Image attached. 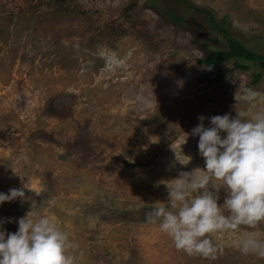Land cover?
Instances as JSON below:
<instances>
[{
	"label": "rangeland",
	"instance_id": "rangeland-1",
	"mask_svg": "<svg viewBox=\"0 0 264 264\" xmlns=\"http://www.w3.org/2000/svg\"><path fill=\"white\" fill-rule=\"evenodd\" d=\"M186 1L0 0V191L26 197L0 202L3 229L30 209L48 215L69 232L74 264H264L236 247L246 231L264 237V223L215 233L222 250L206 258L145 218L171 178L203 167L199 115L205 126L236 115L239 84L262 96L238 108L264 107L257 62L226 60L222 75L197 62L226 48L207 10L264 54V0Z\"/></svg>",
	"mask_w": 264,
	"mask_h": 264
},
{
	"label": "clouds",
	"instance_id": "clouds-1",
	"mask_svg": "<svg viewBox=\"0 0 264 264\" xmlns=\"http://www.w3.org/2000/svg\"><path fill=\"white\" fill-rule=\"evenodd\" d=\"M238 88L242 95L235 93L236 115H211L207 126L199 115L200 123L190 130L198 135L203 167L171 178L167 203L153 206L145 217L188 256L215 258L223 247L212 238L215 233L264 223V107L252 112L237 107L238 101L257 104L262 94L240 84ZM175 159L186 164L190 157L184 161L175 152ZM220 189L226 193L222 203L217 202ZM17 197L26 198L23 188L0 191V202ZM3 223L0 264H74L69 232L48 215L30 209L16 218L14 232L3 229ZM236 247L244 255L264 258V237L255 231L244 232Z\"/></svg>",
	"mask_w": 264,
	"mask_h": 264
},
{
	"label": "trees",
	"instance_id": "trees-1",
	"mask_svg": "<svg viewBox=\"0 0 264 264\" xmlns=\"http://www.w3.org/2000/svg\"><path fill=\"white\" fill-rule=\"evenodd\" d=\"M181 2L187 3L186 0H179ZM209 16L210 24L217 29L226 41L225 49H213L210 50L203 58L197 59V62L204 65H217L219 75L221 74V65L224 61L233 59L235 68L244 69L247 64L241 63V61L253 60L257 62L260 68H264V54L258 53L257 51L248 48L244 43H242L237 37H234L230 30L224 25L223 21L217 23L216 19L211 10H207ZM260 77V73L254 74L251 80L255 83Z\"/></svg>",
	"mask_w": 264,
	"mask_h": 264
}]
</instances>
